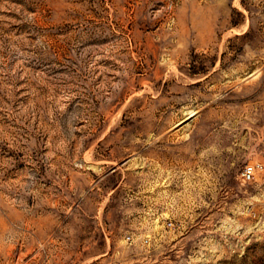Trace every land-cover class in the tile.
Masks as SVG:
<instances>
[{
  "label": "rangeland",
  "instance_id": "1",
  "mask_svg": "<svg viewBox=\"0 0 264 264\" xmlns=\"http://www.w3.org/2000/svg\"><path fill=\"white\" fill-rule=\"evenodd\" d=\"M264 0H0V264H264Z\"/></svg>",
  "mask_w": 264,
  "mask_h": 264
},
{
  "label": "built area",
  "instance_id": "2",
  "mask_svg": "<svg viewBox=\"0 0 264 264\" xmlns=\"http://www.w3.org/2000/svg\"><path fill=\"white\" fill-rule=\"evenodd\" d=\"M263 172H264V161L256 162V163H247L241 169V176L245 181L251 182L256 180L258 176Z\"/></svg>",
  "mask_w": 264,
  "mask_h": 264
},
{
  "label": "crops",
  "instance_id": "3",
  "mask_svg": "<svg viewBox=\"0 0 264 264\" xmlns=\"http://www.w3.org/2000/svg\"><path fill=\"white\" fill-rule=\"evenodd\" d=\"M105 258H102L101 254L93 253V254H87V255H76L74 260L75 262H84V263H89L90 261L95 262V261H103Z\"/></svg>",
  "mask_w": 264,
  "mask_h": 264
}]
</instances>
